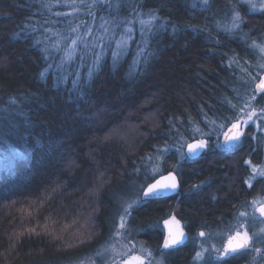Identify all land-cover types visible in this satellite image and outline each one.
I'll return each instance as SVG.
<instances>
[{"label": "trees", "instance_id": "1", "mask_svg": "<svg viewBox=\"0 0 264 264\" xmlns=\"http://www.w3.org/2000/svg\"><path fill=\"white\" fill-rule=\"evenodd\" d=\"M141 20L150 44L137 56ZM128 27L135 42L114 62ZM101 42L111 48L89 77ZM254 45H264V11L240 0H0V264H106L97 253L114 242L118 262L131 248L145 264H198L201 245L243 232L245 203L264 198L252 169L264 167L262 140L250 126L237 147L217 144L248 118L245 100L260 117L264 100L251 96L264 54ZM199 139L208 146L194 159L187 144ZM170 173L179 193L140 195L120 235L112 215L123 186ZM173 217L188 241L164 249ZM224 222L241 227L216 229Z\"/></svg>", "mask_w": 264, "mask_h": 264}, {"label": "snow or ice", "instance_id": "2", "mask_svg": "<svg viewBox=\"0 0 264 264\" xmlns=\"http://www.w3.org/2000/svg\"><path fill=\"white\" fill-rule=\"evenodd\" d=\"M204 5L209 4V0H202ZM241 3L246 4L248 7H250L252 10L255 11H264V0H260V3L257 4L255 0H240ZM195 7V4L193 5ZM59 15V13H58ZM242 20V17L239 15V12H237L235 19L233 20V24L236 27H239V21ZM141 30H140V41L135 42L133 29L131 27H128L125 29L124 35H122L119 39L114 40L115 48L112 50V56L114 59V62L116 59H118L122 54L126 52V50L131 47V44L133 42L136 43V54L137 56L144 55L149 47L150 40L145 36V21L141 20ZM77 39H81V37H77ZM102 39V38H101ZM39 43V42H38ZM73 46L76 45V40L72 41ZM84 47L85 49H89L90 45L87 41H84ZM99 47L100 51L96 52L95 49ZM254 47L259 48V51L264 54V45H254ZM106 48H111V43L105 45L104 43H97L91 46L92 53L95 57L94 62L91 67L88 69V75L91 77L92 71L96 69L105 53ZM58 50V49H57ZM84 57L81 56L79 58V63L76 64V75L77 80L79 79V72L78 69L84 65ZM137 63H139V60H137ZM49 68L53 67V64L48 65ZM260 67L264 68V64H261ZM63 68V62L58 66V69ZM253 80H255V77H253ZM75 83V81L73 82ZM259 92L261 94V99L264 100V79L260 80L257 84L255 89H253V94L251 96L252 100L256 99V92ZM233 108H236V105H232ZM244 107L245 108H252V111L249 113H246L247 120L243 121H237L231 124V127L227 129V131L223 132L224 137V143L223 144H217L218 147H221L225 150L232 149L237 147L241 142V137L245 135L244 131L242 130V127L247 125L249 121L251 123L256 124V120H253L252 117L257 116L256 109L250 104L248 100L244 101ZM260 118H264V105H261L260 107ZM221 128L224 127V125L220 126ZM260 125L257 124V128H259ZM219 141V137L217 138ZM208 146V141L205 139H199L195 143H189L187 144L188 153L191 155H198L199 152L203 149H206ZM183 147V145L181 146ZM183 155V153H181ZM249 165H252L251 160L247 161ZM253 172L259 173L260 177H264V167L257 168L255 165H252ZM252 179H256L255 176L252 177ZM144 187V186H142ZM179 187V184L176 180L175 175L169 174L167 176H164L161 174V178L155 180V182H150L146 185V190L142 192V197H163L167 196L170 192H175ZM249 187H252V184L249 183ZM138 202V201H137ZM132 208V205L129 204L128 208L125 209V214H130L129 210ZM257 211L259 212L261 217H264V204H262ZM241 215H244V213H241ZM121 224L120 227L124 228V218L121 217ZM179 224L178 221L175 220V217L172 218L171 221H165V224L169 228V234L168 238L164 240L163 242V248L164 249H172L175 248L177 245H180L184 239H185V233L182 229L173 230L172 224ZM34 231V230H33ZM120 235H123V233H119ZM201 236L204 235L203 232L200 233ZM213 249V254L215 255V258L218 261H223L224 264H232L228 258L236 253L247 251L251 247L254 252H259L260 249L256 248L253 243V238L249 235L247 231L241 232L236 231L234 236H230L227 240L226 246L223 247H216L215 245L211 246ZM115 251V249H113ZM141 251H144V249H141ZM203 252V245H201V251L196 252V259L199 261H202L204 259V256L202 254ZM98 256H103V252H98ZM123 255L126 257L121 262H116V264H145V259L141 255H137L133 253V249L128 248ZM149 256H151V252L148 253ZM163 255V253H162ZM92 264H95V261H92ZM158 264H163L162 261L158 262Z\"/></svg>", "mask_w": 264, "mask_h": 264}, {"label": "rangeland", "instance_id": "3", "mask_svg": "<svg viewBox=\"0 0 264 264\" xmlns=\"http://www.w3.org/2000/svg\"><path fill=\"white\" fill-rule=\"evenodd\" d=\"M257 1L259 2L260 0H257ZM262 63L264 64V61ZM252 119L256 120L257 123L253 124V123H251V121H249V123L247 125L242 127V130L244 131V133H246L245 129L249 128L250 126H252L254 129H256V132L260 134L259 138L261 140H263L262 144H263V149H264V118H260V117L258 118L257 116H254V117H252ZM244 120H247V118ZM257 124L260 125L259 128H257ZM146 182H147V177H145V178L141 177V179L139 177H137L135 179H132L129 184L123 186V189L121 190L120 194L117 195V207H115V210H114L112 216H113V220L117 224V230L119 231L118 233H123V236H125L126 232H127L126 220H127L128 216L125 214V209L128 208L129 204H131L133 207L134 205H136L138 203L137 201L140 200V195L146 189L145 188L146 186L142 187V186H144V184ZM262 204H264L263 201L257 202L256 206H261ZM121 217L124 218V220H123L124 225H125L124 228L120 227V224H121L120 218ZM262 233L263 232H259L257 234H249L253 238V243H254L255 247H256V244L258 245V243H261L260 241H261ZM112 245H114V246L113 247H109V246L103 247V249L101 250V252H103V256H99L100 260L103 259L104 261L106 259V257H105L106 255H108L107 257L111 256V258H109L107 261H105V262H107L106 264H116V262H118V260H119V257H117V255L121 254L120 246H117V244L115 242ZM113 249H115V251H113ZM260 252L261 251L255 252L256 256L259 255ZM261 253L264 256V252H261ZM202 254L204 256V259L202 261L197 260L198 264H202L204 261H206L205 259L208 260L209 258L214 260V261L216 260L214 258L215 255L213 254L212 248H210V250L208 252L207 251L202 252ZM211 256H213V257H211ZM258 258H259V256H258ZM144 259L146 260V258H144ZM256 259L257 258L255 257L253 264H258L256 262ZM109 260H111V261L108 262ZM147 262L148 263H146V264H158V262H160V261H156V262L147 261Z\"/></svg>", "mask_w": 264, "mask_h": 264}, {"label": "flooded vegetation", "instance_id": "4", "mask_svg": "<svg viewBox=\"0 0 264 264\" xmlns=\"http://www.w3.org/2000/svg\"><path fill=\"white\" fill-rule=\"evenodd\" d=\"M245 135H246V133H245ZM245 135L243 136V137H241V142H240V144L243 142V140H245ZM224 138V137H223ZM223 138H222V144L224 143L223 142ZM263 141V140H262ZM231 150V149H230ZM203 151H204V149H203ZM203 153V152H202ZM177 181H178V178H177ZM178 184H179V181H178ZM179 188H180V184H179ZM178 193H179V191H178ZM178 193H176V194H174V195H177ZM174 195H172V196H174ZM172 196H169V197H172ZM168 198V197H167ZM261 201H263L264 202V198L263 197H260V196H258L256 199H254V200H252V201H249V202H246L245 204V206H247L248 205V208L250 209V210H252L251 211V214H248L247 215V219H248V224L246 225V226H242V228H241V230H243V232L244 231H247L249 234H257V233H259V232H263L262 233V237H261V243H258V245L256 244V247L257 248H259L260 249V251L261 252H264V248H263V245H264V217H261L260 216V214H259V212L257 211V209L260 207V206H256V203L257 202H261ZM244 206V207H245ZM256 206V207H255ZM234 211H235V208H233L232 209V213L231 214H233L234 213ZM250 216H252V218L250 217ZM244 217H246V216H244ZM254 217V218H253ZM240 224H238V225H235V226H233V224L231 223V225L230 224H227V223H223L219 228H216V229H219V230H224V231H226V232H228V233H231L232 231H233V229H234V227L236 228L237 226H239ZM177 227H178V229H182L181 228V226L178 224L177 225ZM231 227L233 228L232 230H231ZM239 227H241V226H239ZM183 230V229H182ZM184 231V230H183ZM185 232V231H184ZM185 234H186V236H187V233L185 232ZM235 235V233H233V236ZM188 239V238H187ZM188 241V240H187ZM187 241L184 243V244H182V245H179V246H177L176 248H180V247H184L186 244H187ZM226 244H227V241H226V243H223L222 245H219L218 247H223V246H226ZM175 248V249H176ZM172 249H174V248H172ZM204 251H206L204 248H203V252ZM209 251V250H208ZM207 251V252H208ZM253 250H252V248L250 247L249 248V250H247V251H242V252H239V253H236V254H233V255H231L229 258H228V260H230L231 262H232V264H236L237 263V261H240L241 259H237V257H239V256H243V257H246V258H250L251 260H250V264H253V262H254V258L255 257H253L252 255H253ZM196 254V253H195ZM254 254H255V252H254ZM255 256H256V254H255ZM258 256H259V258H258ZM215 258V257H214ZM213 258V259H214ZM256 258L258 259H256V262L258 263V264H264V256H263V254L261 253L260 255H257L256 256ZM216 259V258H215ZM206 261H204L202 264H207V259H205ZM212 262L211 263H209V264H224V262L223 261H218L217 259L214 261V260H211Z\"/></svg>", "mask_w": 264, "mask_h": 264}, {"label": "water", "instance_id": "5", "mask_svg": "<svg viewBox=\"0 0 264 264\" xmlns=\"http://www.w3.org/2000/svg\"><path fill=\"white\" fill-rule=\"evenodd\" d=\"M262 79H264V75L261 77V80ZM195 142H197V141H195ZM195 142H192V143H195ZM223 142H224V138H223ZM202 152H203V150H201L200 152H199V154L198 155H191V154H189L188 153V149H187V154H188V156L189 157H191V158H197V157H199L201 154H202ZM170 174H172V175H175V174H173V173H170ZM167 175H169V174H167ZM167 175H164V176H167ZM176 177V176H175ZM161 178V177H160ZM160 178H158V179H160ZM176 180H177V178H176ZM178 182V181H177ZM178 191H179V187H178V189L175 191V192H170L167 196H163V197H152V198H148V197H145V198H147V199H158V198H165V197H169V196H172V195H174V194H176V193H178ZM168 221H171V220H168ZM172 229L175 231V230H177L178 229V227H177V224H175V223H173L172 224ZM165 231H166V239L168 238V234H169V228H168V226L165 224ZM185 233V232H184ZM187 241V236H186V234H185V239H184V241L180 244V245H182V244H184L185 242ZM177 246H179V245H177ZM176 246V247H177ZM175 247V248H176Z\"/></svg>", "mask_w": 264, "mask_h": 264}]
</instances>
